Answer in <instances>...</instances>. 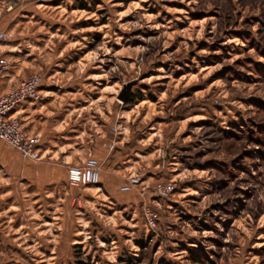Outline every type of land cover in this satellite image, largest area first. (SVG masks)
I'll list each match as a JSON object with an SVG mask.
<instances>
[{
  "label": "rangeland",
  "instance_id": "1",
  "mask_svg": "<svg viewBox=\"0 0 264 264\" xmlns=\"http://www.w3.org/2000/svg\"><path fill=\"white\" fill-rule=\"evenodd\" d=\"M0 31L3 90L57 98L40 159L0 139V264H264V0H0Z\"/></svg>",
  "mask_w": 264,
  "mask_h": 264
},
{
  "label": "built area",
  "instance_id": "2",
  "mask_svg": "<svg viewBox=\"0 0 264 264\" xmlns=\"http://www.w3.org/2000/svg\"><path fill=\"white\" fill-rule=\"evenodd\" d=\"M6 38V33L0 31V42ZM10 59L0 52V139L17 148L24 157L40 159L41 135L30 136L19 115L14 111L25 103L34 104L42 99L41 87L43 75L35 73L18 83H13L5 92L2 88L3 78L10 71ZM100 162L94 157L87 158L82 165L71 166L68 170V182L72 186L97 185L100 183ZM141 182V177L133 174L122 185L121 191H129ZM160 189L166 187L160 186Z\"/></svg>",
  "mask_w": 264,
  "mask_h": 264
},
{
  "label": "crops",
  "instance_id": "3",
  "mask_svg": "<svg viewBox=\"0 0 264 264\" xmlns=\"http://www.w3.org/2000/svg\"><path fill=\"white\" fill-rule=\"evenodd\" d=\"M1 46V45H0ZM5 52V51H4ZM8 53L4 54L5 56ZM14 69V68H13ZM17 75V71L15 70V73L13 74L10 73V82H13L15 76ZM27 77L19 78L15 81V83L20 82L23 79H26ZM16 79V78H15ZM6 87H10L6 86ZM3 88V85H2ZM7 88V89H8ZM6 89V90H7ZM5 91V90H4ZM55 95H47V98L45 99L44 102L39 103V104H29L25 103L23 105H20L13 114L19 115L24 122V124L27 127V133L30 136H33L35 134H42L44 130V124L48 120V113H45V110L49 109V104H54L56 102L57 98L54 97ZM48 112V111H47Z\"/></svg>",
  "mask_w": 264,
  "mask_h": 264
},
{
  "label": "water",
  "instance_id": "4",
  "mask_svg": "<svg viewBox=\"0 0 264 264\" xmlns=\"http://www.w3.org/2000/svg\"><path fill=\"white\" fill-rule=\"evenodd\" d=\"M130 89H131V85H128L125 90L123 91L122 95H121V98L126 100L127 97H128V94L130 92Z\"/></svg>",
  "mask_w": 264,
  "mask_h": 264
},
{
  "label": "trees",
  "instance_id": "5",
  "mask_svg": "<svg viewBox=\"0 0 264 264\" xmlns=\"http://www.w3.org/2000/svg\"><path fill=\"white\" fill-rule=\"evenodd\" d=\"M199 259V258H198ZM200 260V259H199Z\"/></svg>",
  "mask_w": 264,
  "mask_h": 264
}]
</instances>
